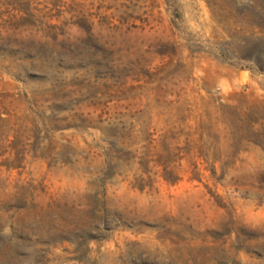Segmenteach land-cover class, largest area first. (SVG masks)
Returning a JSON list of instances; mask_svg holds the SVG:
<instances>
[{
  "label": "rangeland",
  "instance_id": "374dc122",
  "mask_svg": "<svg viewBox=\"0 0 264 264\" xmlns=\"http://www.w3.org/2000/svg\"><path fill=\"white\" fill-rule=\"evenodd\" d=\"M0 264H264V0H0Z\"/></svg>",
  "mask_w": 264,
  "mask_h": 264
}]
</instances>
